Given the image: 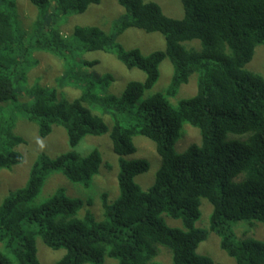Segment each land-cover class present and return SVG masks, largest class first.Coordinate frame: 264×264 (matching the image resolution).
I'll return each instance as SVG.
<instances>
[{
  "label": "trees",
  "instance_id": "obj_1",
  "mask_svg": "<svg viewBox=\"0 0 264 264\" xmlns=\"http://www.w3.org/2000/svg\"><path fill=\"white\" fill-rule=\"evenodd\" d=\"M30 1L39 15L28 33L17 26L16 1L0 0V103L20 109L37 123L43 138L53 126L63 127L73 149L87 136L110 133L119 156L120 194L113 203L102 195V221L91 211L79 217L84 202L63 190L35 204L52 173L89 187L103 164L99 150L86 156L74 151L56 158L40 154L26 185L0 205V264H41L38 237L47 247L66 251L55 264H104L106 257L117 264H149L158 255L157 246L170 250L173 264H215L198 253L210 232L219 235L221 249L236 264H264V242H238L232 229L242 221L264 224V78L247 68L256 48L264 45V0H182V19L166 16L155 2L118 0L126 15L114 24L115 34L136 28L164 36L165 50L149 55L138 48L125 50L113 33L95 26H76L70 36L62 35L57 17L82 14L101 0ZM192 41L200 48L184 44ZM37 51L64 60L58 85L78 88L79 97L71 100L55 87L26 84ZM80 51L114 53L127 68L143 71L146 79L128 83L120 97L102 95L100 89L115 78L90 73L98 61L76 60ZM165 59L174 67L168 88L144 98L158 83ZM194 74L197 93L174 105L170 98ZM97 106L113 117L112 129L95 113ZM185 123L200 130L202 143L179 154L175 146ZM13 129L12 122L0 124V170L24 160L15 147L25 140ZM229 134H249L248 141L228 142ZM138 135L153 141L162 159L147 191L135 178L148 172L150 163L126 159L137 152ZM242 174L245 178L235 182ZM202 198L213 206L209 230L196 226ZM164 214L182 220L184 229L168 226Z\"/></svg>",
  "mask_w": 264,
  "mask_h": 264
},
{
  "label": "rangeland",
  "instance_id": "obj_2",
  "mask_svg": "<svg viewBox=\"0 0 264 264\" xmlns=\"http://www.w3.org/2000/svg\"><path fill=\"white\" fill-rule=\"evenodd\" d=\"M16 1V22L22 31L32 32L33 24L36 22L39 9L30 0ZM159 4L166 16L173 19H182L184 10L182 0H146ZM126 15L125 9L119 4L118 0H101L98 5H92L82 14H75L68 17H57L56 24L59 26L63 36H70L76 26H95L107 33H113L115 41L123 46L125 50L140 49L144 55H149L155 51L165 50L166 41L160 33H145L142 30L131 28L122 34H115L114 24L119 22ZM31 35H27V40ZM188 48L192 45L200 48L198 41L184 43ZM30 64L33 65L27 74L26 84L32 86L40 84L43 87H55L68 99L79 97L81 91L73 86L60 87L58 79L65 72V62L48 52H35ZM79 61H98V64L89 69L90 73L97 75L111 74L115 81L109 87L100 89L102 95H114L120 97L127 84L133 81L143 82L146 74L137 69L127 68L114 53L102 51H80L76 54ZM247 68L261 75L264 78V45L256 48L254 58ZM174 72L173 64L169 59H165L160 66V79L158 83L145 93L147 98L156 93H165ZM198 74L191 76L188 84L183 85L177 96L170 98L176 105L180 100L193 97L197 93ZM25 98V97H24ZM23 99V98H22ZM20 103V101H19ZM22 104V103H20ZM95 113L102 116L109 128L114 125L113 117L106 112L102 106L94 108ZM12 122L13 132L24 138L25 143L15 147L23 157V163L11 169L0 170V205L4 199L12 192L23 188L28 179L31 168L40 154H47L51 158L68 153L76 152L81 156H86L94 150H99L103 157V164L100 173L93 179L89 187L83 184L72 183L67 177L60 173H52L46 180L41 194L35 200V204L46 202L57 191L63 190L70 197L84 202V208L78 216L83 217L87 211H91L97 221L104 220L103 199L104 193L108 196L110 203L115 202L120 194L118 185V174L120 172L119 156L114 152L110 133L101 136H87L80 144L73 149L68 140L66 130L61 126H53L52 133L43 138L39 135L38 125L29 121L20 109L12 108V103H0V124L5 126ZM125 123L124 125H127ZM248 135L229 134L228 142H247ZM137 152L126 156V159H146L150 163L148 172L138 175L135 181L147 191L155 183L156 176L162 165V159L156 151L153 141L147 137L138 135L134 138ZM202 138L200 130L188 123H185L181 136L176 143V152L181 154L186 152L192 145H201ZM245 174L234 179L235 182L242 181ZM91 204V205H88ZM213 212L212 204L207 200L201 199V217L196 223L199 229H210V218ZM166 224L172 228L184 229L182 220L174 219L166 214L163 215ZM235 239L239 242L245 239H255L264 242V224L257 221H242L233 223ZM221 238L215 232H210L208 238L199 245L198 253L211 258L215 264H236L220 247ZM1 247V244H0ZM38 257L41 264H55L61 259L65 250H53L47 247L40 237L37 238ZM158 255L149 264H173L170 250L163 246H157ZM118 261L106 257L104 264H117Z\"/></svg>",
  "mask_w": 264,
  "mask_h": 264
}]
</instances>
